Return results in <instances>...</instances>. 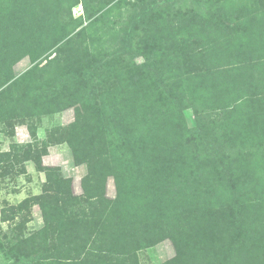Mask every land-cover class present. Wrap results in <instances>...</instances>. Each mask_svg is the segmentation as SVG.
<instances>
[{
    "label": "rangeland",
    "instance_id": "1",
    "mask_svg": "<svg viewBox=\"0 0 264 264\" xmlns=\"http://www.w3.org/2000/svg\"><path fill=\"white\" fill-rule=\"evenodd\" d=\"M248 4L254 5L249 0L237 5L241 19ZM205 8L201 0H0V14L20 11L26 20L21 44L0 33V65L3 66L2 62L6 68L0 70L3 81L0 103L15 100L3 106L4 110L0 109V242L9 246L16 239L31 235L37 238V232L45 226L37 197L47 196L58 215L69 204L73 214L83 216L91 227L77 230L81 224L76 223L66 227L62 236V227L53 221L50 230L55 228V236L48 238L44 247L39 246L43 250L36 264H68V261L94 264L98 260L100 242L90 232L92 227L102 228L111 217L128 210L116 202V172L124 174L127 183L123 186L130 191L142 174L139 167L129 168L124 159V156L130 159L132 149L119 146L122 130H115L114 122L124 118L122 124H125V117L99 118L97 113L105 106L111 112L117 110L116 103H123L139 83L147 88L146 94L133 93L150 105L156 104L158 115L174 123L173 129L154 125L147 138L157 144L158 151L152 155L154 165L161 156L167 159L173 153L179 154L176 170L163 164L152 170L176 183L182 200L188 202L191 196H197L208 202L209 198L223 193L226 186L235 191L246 178L241 175L245 165L254 172V178L264 179V156H248L245 165L238 168L240 172L228 166L227 157L224 158L226 147L237 141L236 123L240 130L244 128L245 137L260 133L263 143L264 102L262 111L246 116L231 115L226 119L227 126L213 127L210 134L198 128L197 114L187 107L191 100L206 105L212 98L198 73L185 69L187 65L189 68L197 63L201 65L206 57L213 60L207 66L201 65L208 71L222 72V64L235 73V81L232 80L235 91L249 85L261 91L264 99L260 81L264 70L260 69L264 66V33L239 40L242 20ZM198 14L201 16L197 17ZM173 27L184 32L174 35L177 45L173 40L158 41V34L173 32ZM211 38V46L204 47ZM218 41L230 49L222 54ZM24 49H30L32 54L23 57ZM213 54H222V59H215L217 56ZM6 58H11L9 64L3 62ZM180 68L181 74L175 70ZM10 74L12 78L4 81ZM78 92L81 97L84 94L89 98L74 104ZM57 107L64 109L49 112ZM214 116L207 117L206 123H213ZM108 124L112 133L105 130ZM126 128L125 124L123 130ZM225 136L229 137L228 141ZM196 166L207 174L204 180L197 179L203 177L193 168ZM115 167L120 169L113 171ZM230 202L235 203L234 199ZM228 206L213 202L209 205L213 214H222L230 223L226 227L231 236L229 241L242 234L248 237V248L243 247L241 239L238 241L243 250L239 257L243 264H264V216L255 217L252 213L255 207L247 202L241 203L240 211L234 212ZM3 212L6 221L2 219ZM171 217L168 221H173ZM72 229L74 232L70 233ZM60 240L72 249L69 255L59 253ZM83 246L86 248L81 252ZM133 247L130 246L127 255L114 254L107 261L118 264L121 258V264H163L177 255L171 238L145 248ZM16 263L15 259L8 262Z\"/></svg>",
    "mask_w": 264,
    "mask_h": 264
},
{
    "label": "trees",
    "instance_id": "2",
    "mask_svg": "<svg viewBox=\"0 0 264 264\" xmlns=\"http://www.w3.org/2000/svg\"><path fill=\"white\" fill-rule=\"evenodd\" d=\"M244 1L245 0H201L203 6L206 7V11H221L230 19L242 20L241 23H239L242 30L239 40L242 41L251 39L257 32L264 33V0H249V3H253L254 5H247V10L244 11L245 13L241 19L237 5ZM87 12L90 16L89 10H87ZM198 16L201 15L198 14L197 17ZM25 21L20 11L16 14L14 12L10 13V15L8 12L3 11V13L0 14V33L10 40L14 39L15 43L20 42L19 40L23 38H21V35H23ZM169 31L158 34L160 35L158 41L161 43L168 40L176 41V37H174L175 34L176 36L184 35V32L180 33V28L177 27H173V32L171 30ZM212 39L213 38L206 41L204 47H210ZM218 42L222 54L230 49L229 45L223 42L220 43V41ZM177 43L176 41L175 45H177ZM9 46H11V44ZM16 47L19 50L23 49L22 46L16 45ZM21 54L24 57L32 54V51L30 49H24L21 51ZM214 56H217L215 59L219 61L222 59V56ZM10 60L11 58H6L3 62L9 64ZM202 61L204 65L207 66V64L213 60H211V57H206ZM1 64L3 66L0 65V70L6 69L2 62ZM201 65L197 63L193 68H189V65L185 68L187 71L198 73L197 76L202 80V84L207 87L206 89L211 91L212 98L208 99V104L204 105L201 101L197 103L192 102V100L187 103L189 105H187V107L193 108L195 114H197L199 119L197 126L201 131L210 134L212 132L210 130L213 127L216 128L220 126L223 128L224 125L227 126L226 119H229L228 117L231 115L246 116L247 114L251 115L252 112L258 113L263 110V104L261 103L264 102V99L260 93L261 91L253 90L249 85H247L244 90L240 89L235 91L232 88V80L235 81L233 78L235 73H233L232 70H228L227 66L221 64L220 70L222 72L217 73L208 71ZM12 66L13 65H11V68ZM260 69L263 70L264 66ZM11 70L12 69H10V71ZM175 70L181 74V68ZM8 78H12L11 74L7 76L4 81ZM260 81L264 86V70L260 75ZM1 82L3 81H0V83ZM78 90L81 91L82 88L78 87ZM133 91L146 94L147 88L139 83L135 85V88L123 99V103H116L118 107L117 110L114 109V111L112 110L111 112V110L106 109L105 106L97 113L99 118L105 117V115H111L114 118L121 117L122 115L125 117V124L127 125L126 130H123L125 124H122V122L124 118L115 120L114 129L117 131L122 130L121 136L123 139L119 140V146H122L121 148L127 147L133 151V155L131 154L130 159L124 156L127 165H129L131 169L139 167L142 175L139 176L141 179L134 181V186L132 187V191H130L125 190L126 188L123 186L127 183L126 180H124V174L116 172L118 180L116 202L120 207L125 206L128 210H124V214L111 217L112 220L109 219L111 221L107 222L102 228L96 226L92 227L90 232L96 234L100 242L97 246L98 252L96 254L98 260L95 261L94 264H113L115 262L110 263L107 261L111 255L119 254L121 255L120 257H122L129 253L128 250H130V246H134L133 249H135V247L137 249L145 248L165 238L172 239L177 248V255L163 264H243L239 259L243 250L238 241L241 239L243 247L248 248V245H246L248 237L242 234L229 241L231 236L230 233L226 232V227L229 226L230 223L224 218L225 216H221L222 214H213L214 212L210 211L211 207H209V205L213 202L228 206L231 204L230 201L234 199L235 203L231 204L232 207L228 206L230 209L234 210V212L240 211L243 207L241 203L244 204L247 202L250 207H255L254 211L256 214L252 212L255 217L259 218L260 214L264 216V179L260 176V178H254V172L244 164L245 161L249 159L248 156L255 154L264 156V141L262 143V136L260 133H253L251 137H245L242 133L244 128L240 130L236 123L237 141L235 140L229 147H226L224 158L227 157L225 158L226 162H228L227 165L231 166L236 172H240L238 168L241 165H245L241 171V175L246 176L244 182L241 184L239 183L235 191H232L233 187L226 186L223 193L219 192L217 196H213L214 199L209 198L210 200L208 199V202L205 199H198L197 196H191V201H184L178 194L175 187L176 183L168 179L165 174H155L152 170L154 166L159 164H163L165 168H171L173 166V170H176L180 162L179 154L177 156V154L173 153V157L167 159L165 156H161L159 161L154 165L152 155L155 151H158L157 144L152 138H147V136L151 134V127L154 129V125L161 124L164 128L168 127L173 129L174 123L171 122V119L166 121L163 120V117L158 115L160 111L156 110V107H158L156 104L150 105L149 101L144 102L143 99L133 93ZM183 96L184 93L180 95V99ZM88 98L89 97L84 94L83 97H81L80 92H78L76 93L75 102L73 103H81ZM14 102L15 100L13 99L6 100L0 103V109L4 110L3 106L6 104V106H9ZM14 108L15 107L12 109ZM63 109L64 108L57 107L51 109L49 112L52 114L62 111ZM214 115H216V117ZM212 116L215 118L213 119V123H206V118ZM222 119L224 120L223 123H219ZM1 120H3V117H1ZM181 123L177 122V124L182 125ZM180 125H178V127H180ZM110 127H112L110 124L105 127V130L107 129L106 132L112 133ZM225 133L229 136L227 131H225ZM226 138L229 137L225 136V139ZM226 141H228V139H226ZM68 142L73 146L75 145L70 139H68ZM3 155L6 156L7 152L3 153ZM116 161L119 162L118 160ZM193 168H197V173L203 177V179H199L198 177L197 179L204 180L207 174L200 172L201 168L198 166ZM118 169L120 168L115 167L113 171ZM141 170L143 171L141 172ZM48 199L47 196L37 197L38 203L41 204L42 216L45 224V226L37 232V238L31 235L26 239H16V242L11 243L9 246L0 242V256H3V258L0 257V264H8V262L13 259H15V261L17 260L16 264H36L41 259L43 250H39V246L43 245L44 247V243L47 244L48 238H52V235L55 236V228H53V231L50 230L53 221L58 222V225L62 227V236L66 227H73V224L76 226V223L81 224L77 230H88L91 227L87 220H83V216L81 217V215L77 216L73 214L72 210L69 208V204L64 207L65 210L62 208V213L58 215L57 212L52 210V203ZM169 217H171L173 221H168ZM2 219L5 221L7 220L4 212L2 213ZM72 232H74L73 229L70 233ZM38 240L41 244L37 245L36 243L39 242ZM58 246L59 253L63 256L69 255L72 250L65 246L64 240H60ZM85 248L86 247L83 246L81 252L82 250L84 251ZM44 254L46 255V248ZM122 262L123 260L121 258L117 261L118 264ZM68 264H75V262L70 263V261H68Z\"/></svg>",
    "mask_w": 264,
    "mask_h": 264
}]
</instances>
